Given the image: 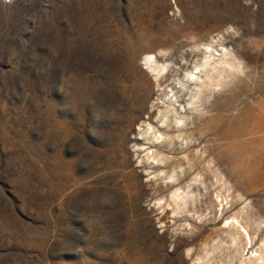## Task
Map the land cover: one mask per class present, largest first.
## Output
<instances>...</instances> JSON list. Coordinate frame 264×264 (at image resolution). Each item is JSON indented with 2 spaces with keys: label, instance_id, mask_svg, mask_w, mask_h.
Wrapping results in <instances>:
<instances>
[{
  "label": "rangeland",
  "instance_id": "374dc122",
  "mask_svg": "<svg viewBox=\"0 0 264 264\" xmlns=\"http://www.w3.org/2000/svg\"><path fill=\"white\" fill-rule=\"evenodd\" d=\"M0 209V264H264V0H0Z\"/></svg>",
  "mask_w": 264,
  "mask_h": 264
},
{
  "label": "bare ground",
  "instance_id": "6f19581e",
  "mask_svg": "<svg viewBox=\"0 0 264 264\" xmlns=\"http://www.w3.org/2000/svg\"><path fill=\"white\" fill-rule=\"evenodd\" d=\"M22 53H25V51H22ZM16 79L21 81V85H20V93L22 94V110L24 112H26V110L29 107V101H31L34 105V110L35 113H39L40 112V107H39V103H36V105L34 104V102L37 100L38 96L36 95L34 98H30V95L28 94V84L26 81V75L23 73V70L21 71L20 68H16L14 70V72H10V71H6V74H4V84L7 85L8 87H12V81H15ZM17 87V86H16ZM177 102H170L171 104L167 106V109L165 111L161 110V107H158L157 109H155L152 112V116H155L158 113L162 114V117H170L171 119L174 118V116L177 115H182L183 113L180 111H177ZM213 108L211 109L214 110V105L212 106ZM182 110V109H181ZM20 113V112H18ZM203 116L198 115L195 118L194 121V127L192 128V131L190 133L189 136H187L186 134L183 135V132H180L176 138H171V141L169 144H167L168 146V153L173 154L178 156L179 154H184L186 153V150H184V144L182 143L183 140L185 139H189L193 138L195 140V146H200V144L203 142L204 137H205V127H204V120L205 118H202ZM177 119V117H176ZM179 121L181 122V120L179 119ZM216 126V122L213 119L210 123V125H208L209 130L215 128ZM170 127V126H169ZM169 127H167V129H169ZM173 131V130H170ZM160 132V131H159ZM154 133H156V131H154ZM155 136V135H153ZM163 135L161 133V136L159 137L162 138ZM181 139V140H179ZM181 141V142H180ZM165 145V144H164ZM180 156V155H179ZM193 160L194 162H201L202 161V157L201 154H199L198 152L195 153L193 155ZM165 160L167 162H184L185 161V156L182 157H169V156H164ZM243 232L246 234V237H249L250 239V235L248 233V231H246L245 229L243 230ZM10 241V222H9V217L8 214L6 212V210L4 209H0V253L4 250L5 247H7V245L9 244ZM4 258H2L1 260H3ZM0 260V261H1Z\"/></svg>",
  "mask_w": 264,
  "mask_h": 264
},
{
  "label": "snow or ice",
  "instance_id": "6c2138e0",
  "mask_svg": "<svg viewBox=\"0 0 264 264\" xmlns=\"http://www.w3.org/2000/svg\"><path fill=\"white\" fill-rule=\"evenodd\" d=\"M198 71V70H197ZM193 79H195V77H193Z\"/></svg>",
  "mask_w": 264,
  "mask_h": 264
}]
</instances>
